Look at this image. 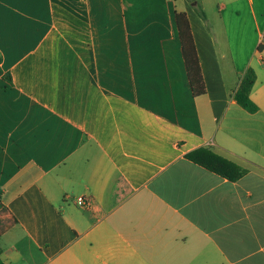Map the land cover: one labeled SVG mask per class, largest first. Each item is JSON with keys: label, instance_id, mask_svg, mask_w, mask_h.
Masks as SVG:
<instances>
[{"label": "crops", "instance_id": "crops-1", "mask_svg": "<svg viewBox=\"0 0 264 264\" xmlns=\"http://www.w3.org/2000/svg\"><path fill=\"white\" fill-rule=\"evenodd\" d=\"M215 3L0 0L4 264H264V0ZM249 69L256 113L235 99Z\"/></svg>", "mask_w": 264, "mask_h": 264}, {"label": "trees", "instance_id": "trees-1", "mask_svg": "<svg viewBox=\"0 0 264 264\" xmlns=\"http://www.w3.org/2000/svg\"><path fill=\"white\" fill-rule=\"evenodd\" d=\"M176 18L192 89L195 95H203L206 93V88L188 16L185 13H181L177 14ZM9 79L11 80V78ZM255 82L256 74L254 70L249 69L242 78L235 94L237 103L250 113H256L259 110L258 106L250 98ZM188 159L231 182H236L247 174L246 169L207 148L192 152L188 155ZM0 264H4L1 259Z\"/></svg>", "mask_w": 264, "mask_h": 264}, {"label": "built area", "instance_id": "built-area-1", "mask_svg": "<svg viewBox=\"0 0 264 264\" xmlns=\"http://www.w3.org/2000/svg\"><path fill=\"white\" fill-rule=\"evenodd\" d=\"M78 205L80 206H86L87 205V201L85 198L81 197L78 199Z\"/></svg>", "mask_w": 264, "mask_h": 264}, {"label": "rangeland", "instance_id": "rangeland-1", "mask_svg": "<svg viewBox=\"0 0 264 264\" xmlns=\"http://www.w3.org/2000/svg\"><path fill=\"white\" fill-rule=\"evenodd\" d=\"M213 5H210L209 6V13H210V15H211V10H213L214 8H215V6H214V4H216L215 3V0H209ZM248 45H250V42H248Z\"/></svg>", "mask_w": 264, "mask_h": 264}]
</instances>
